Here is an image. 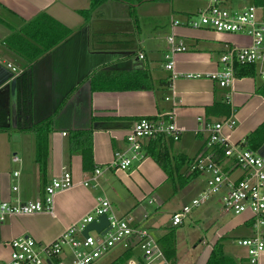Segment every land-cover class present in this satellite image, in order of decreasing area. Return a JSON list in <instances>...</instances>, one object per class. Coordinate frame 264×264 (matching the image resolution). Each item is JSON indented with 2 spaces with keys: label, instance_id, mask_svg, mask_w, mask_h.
Instances as JSON below:
<instances>
[{
  "label": "crops",
  "instance_id": "obj_1",
  "mask_svg": "<svg viewBox=\"0 0 264 264\" xmlns=\"http://www.w3.org/2000/svg\"><path fill=\"white\" fill-rule=\"evenodd\" d=\"M247 1V6L255 5V0ZM205 2L104 0L84 16L80 12L89 8L90 0H0V200L41 199L44 186L63 171L73 180L71 187L55 193L51 212L11 215L0 223V261L8 258L7 241L23 235L47 243L89 213L98 197L108 198L113 211H122L120 217H124L143 203L144 196L170 182L147 154L150 140L143 146L146 156L129 169L107 167L114 151L126 148L125 137L138 118L173 114L182 132L177 141L165 137L163 147L170 155L187 158L205 150L208 135L198 118L216 122L232 116L235 127L224 129L223 134L233 143L244 140L264 122V95L259 92L264 85L260 77L264 61L256 64L254 76L236 75L227 87L207 76L219 69V57L227 48L248 46L251 36L184 24L172 26V20L185 22ZM223 2L224 6L228 3ZM244 7L245 3L239 4L238 9ZM257 7L256 18L264 23V6ZM41 14L46 17L40 26L61 35L47 50L37 47L38 25L32 22ZM56 24L68 32L62 33ZM171 33L186 46L172 56L175 76L164 67ZM29 60L33 84L30 120L52 117L43 171L36 161L35 134L16 128V92L14 86L10 88ZM189 74L200 76L189 78ZM222 108L228 109L227 115L219 114ZM75 130L92 131L93 168L103 167L97 187L92 181L88 186L83 184L93 170L83 169L80 154L69 153L68 135ZM14 155L17 161L12 160ZM220 162L229 167L232 177L240 175L238 168L231 169L230 161L222 158ZM180 189L173 187L174 193ZM159 202L157 208L163 203ZM222 214L224 220L214 232L202 264L218 240L226 254L248 261L246 249L238 241L255 235L249 213ZM148 218L142 217L137 225L145 227ZM259 231L264 235V225ZM162 236L156 239L161 248ZM122 252L114 248L94 264H117ZM132 257L141 260V252L133 251ZM259 264H264V251Z\"/></svg>",
  "mask_w": 264,
  "mask_h": 264
},
{
  "label": "built area",
  "instance_id": "obj_2",
  "mask_svg": "<svg viewBox=\"0 0 264 264\" xmlns=\"http://www.w3.org/2000/svg\"><path fill=\"white\" fill-rule=\"evenodd\" d=\"M257 8L255 5H249L234 11L226 8L223 0H207V3L198 8L185 22L172 20V26L184 24L191 28L207 27L214 32L251 36L250 45L227 48L219 57V69L207 75L220 87H227L232 83L236 76V64H260L264 61V23L256 18ZM167 42L170 49L165 55L164 67L171 70L172 76H175L172 56L176 52L186 50V46L174 33L168 35ZM199 76L187 75L189 78H199ZM260 77L264 80V70L260 71ZM197 120L201 122L202 131L207 132L208 135L205 150L192 158L185 171L187 174L198 171L201 174L207 173L208 176L198 198L193 199L190 205H185L171 214L170 225L176 227L182 224L193 207L203 204L213 194L220 193L219 201L225 212L234 215L249 213L252 226L256 229L255 235L240 239L238 243L246 249L248 263L259 264V257L264 251V235L259 231L264 225V157L245 147L244 140L233 143L223 134L224 129H234L235 120L232 116L216 122L202 121L201 118ZM181 132L182 129L176 125L173 114H169L166 118L140 117L134 121L125 137L126 148L114 151L107 167L127 170L135 161L146 156L143 150L145 142L158 135L177 141ZM220 149L223 159L231 162L233 166L231 169H239V176L232 177L229 167H222L217 152ZM12 160L17 161L18 157L14 155ZM102 172L103 167H96L90 179L85 180L83 184L88 186L89 181H92V186L97 187L99 185L97 179ZM13 175L17 176L18 173L14 172ZM72 185L70 173L63 171L44 186L41 199L27 202L0 200V223L11 215L51 212L55 193ZM15 189L16 187H13V190ZM102 214H105L108 220L104 232L90 230L87 236H84L82 233L87 224ZM6 246L10 252L8 258L1 260L0 264H94L114 248L141 252V260L135 261L131 257L127 260V264H173L165 257L163 249L147 230L137 225L129 215L117 216L106 197H98L89 213L68 225L47 243H40L22 235L7 241Z\"/></svg>",
  "mask_w": 264,
  "mask_h": 264
},
{
  "label": "trees",
  "instance_id": "obj_3",
  "mask_svg": "<svg viewBox=\"0 0 264 264\" xmlns=\"http://www.w3.org/2000/svg\"><path fill=\"white\" fill-rule=\"evenodd\" d=\"M104 0H90V6L87 10H83L80 13L87 16L93 9L99 6ZM150 1V0H137V2ZM152 1H168V0H152ZM255 5L264 6V0H255ZM46 15H39L33 19V23L38 25L37 30V47L40 50H47L54 46L60 39V34H55L56 30L53 28L48 29L41 27V21ZM49 19V18H47ZM62 31V33L68 32L62 26L56 24ZM38 53V52H37ZM28 58H26L27 60ZM32 59V58H31ZM28 61L26 66H23L22 71L15 78V92H16V104L18 123L17 129L20 131H29L35 134V150L36 161L39 164V169L44 170L46 166V159L48 154V134L51 131L52 117H46L43 120L33 122L30 120L31 115V101L33 95L32 88V69ZM256 64H236L235 71L237 76H254L256 73ZM149 85H140L138 87L145 88ZM259 92L264 95V85L260 87ZM218 104V103H216ZM209 110V109H208ZM221 115H227L228 109L222 108L219 112ZM22 122H21V121ZM21 122V123H20ZM3 129V128H1ZM0 129V130H1ZM165 136L158 135L151 139L148 144V155L162 168L174 189L183 188L194 179H196L201 172H192L187 174L183 171V168H187L192 158H187L184 155H170L163 147ZM172 140L171 138H168ZM164 143H163V142ZM173 141V140H172ZM244 146L252 151H257L264 143V122L259 125L254 131L249 133L244 139ZM68 150L70 154L78 153L82 158V167L85 170H94L93 168V151H92V131L91 130H75L69 132L68 135ZM219 158H223L222 150H218ZM173 237L165 236L162 240V248L165 257L175 264V246L172 241ZM133 256L132 250H124L117 259V264L126 262ZM204 264H249L248 261L236 260L232 256L226 254L223 250V245L220 240L216 241L209 251L208 257Z\"/></svg>",
  "mask_w": 264,
  "mask_h": 264
},
{
  "label": "rangeland",
  "instance_id": "obj_4",
  "mask_svg": "<svg viewBox=\"0 0 264 264\" xmlns=\"http://www.w3.org/2000/svg\"><path fill=\"white\" fill-rule=\"evenodd\" d=\"M229 1L226 0L228 3L225 6L234 11L238 10L239 4L245 3V6L249 4L247 0ZM204 2L206 4L207 0H201V4ZM207 176V173H202L191 183L175 193L172 184L170 182L165 183L157 191L144 196L143 203L138 208L132 209L133 211L127 213L136 222H140L142 217L144 218V216L147 217L148 215L149 218L144 228L153 239L160 238L164 233L166 234L162 237H173L175 264H202L213 234L224 220L222 211H225L222 209L219 201L220 193H217L210 196L203 204L193 207L190 213L184 218L182 224L172 228L170 226L171 214L179 211L185 205H190L193 199L198 198L202 192L201 186H205ZM149 201L152 203L148 204ZM159 201L163 203L157 208L156 205ZM114 212L117 216H121L122 211ZM226 213L227 215L225 216L230 217L233 215L231 213L229 214V212ZM91 234L95 235L92 232ZM103 259H100V261L105 262Z\"/></svg>",
  "mask_w": 264,
  "mask_h": 264
},
{
  "label": "water",
  "instance_id": "obj_5",
  "mask_svg": "<svg viewBox=\"0 0 264 264\" xmlns=\"http://www.w3.org/2000/svg\"><path fill=\"white\" fill-rule=\"evenodd\" d=\"M15 89V79L13 80V82L10 83V88ZM257 154L259 156H263L264 157V144L258 149ZM108 224V220L105 214L99 215L95 220H93L92 222L88 223L86 228L83 230V235L87 236L88 232L90 230H95L97 232H100L101 230H103L104 228H106ZM104 232L101 231V233ZM139 264V263H137Z\"/></svg>",
  "mask_w": 264,
  "mask_h": 264
}]
</instances>
